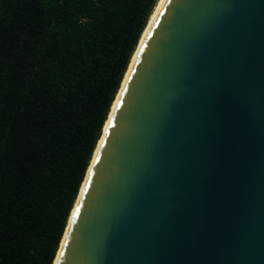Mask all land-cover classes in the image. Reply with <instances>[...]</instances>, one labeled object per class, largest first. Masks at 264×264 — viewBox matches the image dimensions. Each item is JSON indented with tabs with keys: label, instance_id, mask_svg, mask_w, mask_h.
Instances as JSON below:
<instances>
[{
	"label": "water",
	"instance_id": "obj_1",
	"mask_svg": "<svg viewBox=\"0 0 264 264\" xmlns=\"http://www.w3.org/2000/svg\"><path fill=\"white\" fill-rule=\"evenodd\" d=\"M128 64L51 264H264V0H161Z\"/></svg>",
	"mask_w": 264,
	"mask_h": 264
},
{
	"label": "trees",
	"instance_id": "obj_2",
	"mask_svg": "<svg viewBox=\"0 0 264 264\" xmlns=\"http://www.w3.org/2000/svg\"><path fill=\"white\" fill-rule=\"evenodd\" d=\"M158 1L0 0V264L52 263Z\"/></svg>",
	"mask_w": 264,
	"mask_h": 264
},
{
	"label": "bare ground",
	"instance_id": "obj_3",
	"mask_svg": "<svg viewBox=\"0 0 264 264\" xmlns=\"http://www.w3.org/2000/svg\"><path fill=\"white\" fill-rule=\"evenodd\" d=\"M160 2H161V0H159V1L157 2V4L155 5V7H154V9H153V11H152V13H151L149 19L152 18L153 14H154L156 8L159 6ZM149 19H148V21H149ZM148 21H147V23H148ZM146 25H147V24H146ZM145 28H146V26H145ZM145 28H144V30H143V32H142V35H143L144 31H145ZM142 35H141V37H142ZM140 39H141V38H140ZM140 39H139V41H140ZM138 43H139V42H138ZM137 45H138V44H137ZM135 50H136V49H135ZM133 56H134V54H133ZM133 56H132V58H133ZM132 58H131V60H132ZM130 62H131V61H130ZM129 65H130V63H129ZM129 65H128V66H129ZM113 103H114V101H113ZM113 103H112V104H113Z\"/></svg>",
	"mask_w": 264,
	"mask_h": 264
}]
</instances>
